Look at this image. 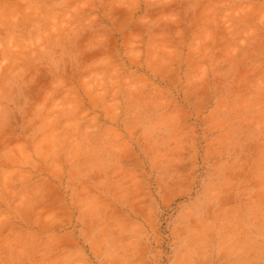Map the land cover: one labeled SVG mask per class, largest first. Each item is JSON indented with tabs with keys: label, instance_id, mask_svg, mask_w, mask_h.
Masks as SVG:
<instances>
[{
	"label": "rangeland",
	"instance_id": "rangeland-1",
	"mask_svg": "<svg viewBox=\"0 0 264 264\" xmlns=\"http://www.w3.org/2000/svg\"><path fill=\"white\" fill-rule=\"evenodd\" d=\"M0 264H264V0H0Z\"/></svg>",
	"mask_w": 264,
	"mask_h": 264
}]
</instances>
